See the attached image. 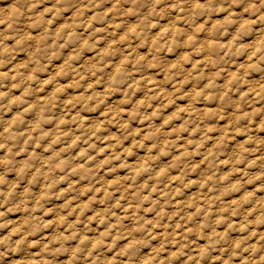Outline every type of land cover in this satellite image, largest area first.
Masks as SVG:
<instances>
[{
    "label": "rangeland",
    "instance_id": "rangeland-1",
    "mask_svg": "<svg viewBox=\"0 0 264 264\" xmlns=\"http://www.w3.org/2000/svg\"><path fill=\"white\" fill-rule=\"evenodd\" d=\"M258 9L0 0V264H264Z\"/></svg>",
    "mask_w": 264,
    "mask_h": 264
},
{
    "label": "clouds",
    "instance_id": "clouds-1",
    "mask_svg": "<svg viewBox=\"0 0 264 264\" xmlns=\"http://www.w3.org/2000/svg\"><path fill=\"white\" fill-rule=\"evenodd\" d=\"M257 4L264 5V0H257ZM258 10H260V9H258ZM260 11H261V15H264V10H260ZM3 255H4V253L0 252V256H3ZM13 259H15V258H13ZM4 264H5V261H4ZM7 264H9V261H7Z\"/></svg>",
    "mask_w": 264,
    "mask_h": 264
},
{
    "label": "bare ground",
    "instance_id": "bare-ground-1",
    "mask_svg": "<svg viewBox=\"0 0 264 264\" xmlns=\"http://www.w3.org/2000/svg\"><path fill=\"white\" fill-rule=\"evenodd\" d=\"M173 31H176V29L175 30H173ZM177 32V31H176ZM174 34H175V32H174ZM50 169V168H49ZM55 170V169H54ZM49 175V173L47 174V176ZM45 177H46V175H45ZM57 229V228H56ZM151 231V230H150ZM116 240V239H115ZM115 242V241H114ZM109 247H111V246H109Z\"/></svg>",
    "mask_w": 264,
    "mask_h": 264
}]
</instances>
